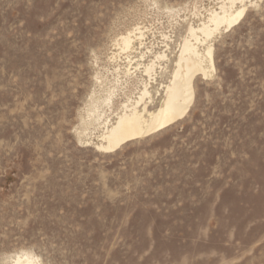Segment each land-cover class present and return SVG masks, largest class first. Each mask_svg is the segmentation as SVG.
<instances>
[{"label":"rangeland","instance_id":"1","mask_svg":"<svg viewBox=\"0 0 264 264\" xmlns=\"http://www.w3.org/2000/svg\"><path fill=\"white\" fill-rule=\"evenodd\" d=\"M218 1L0 0V264H264V0L214 36L183 118L112 152L79 134L91 97L134 84L121 35L173 59Z\"/></svg>","mask_w":264,"mask_h":264},{"label":"bare ground","instance_id":"2","mask_svg":"<svg viewBox=\"0 0 264 264\" xmlns=\"http://www.w3.org/2000/svg\"><path fill=\"white\" fill-rule=\"evenodd\" d=\"M247 3H251V0H219L216 6L203 8V14L197 9L192 13L196 20L187 22L173 59L169 56L173 40L165 35L158 50L146 45L144 31L139 26L121 35L115 43L119 51L111 53L109 62L113 63L115 84L121 78L127 83L129 79H134V84L114 109V85L105 89L106 94L102 98L91 97L85 115L81 117L82 129L78 131L81 136L77 133L78 137L99 150L112 152L128 141L164 129L183 118L193 103L195 77H209L214 71L212 39L221 30H229L240 22L247 10ZM133 52L137 54L130 57ZM122 53L126 54L125 58L122 57L124 62H121ZM147 53L150 58L147 62H141ZM164 77L166 80L162 81ZM155 100L158 103L151 110L149 106ZM9 264L40 262L31 253L22 252L15 255Z\"/></svg>","mask_w":264,"mask_h":264}]
</instances>
